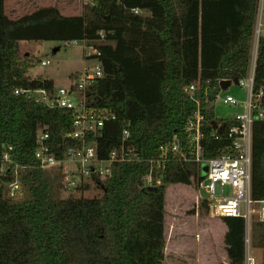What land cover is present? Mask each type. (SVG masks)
<instances>
[{
	"label": "trees",
	"instance_id": "trees-1",
	"mask_svg": "<svg viewBox=\"0 0 264 264\" xmlns=\"http://www.w3.org/2000/svg\"><path fill=\"white\" fill-rule=\"evenodd\" d=\"M258 0H93L80 16H64L46 7L11 20L0 0V156L12 148L15 160L34 166L23 175L28 198H4L0 187V264H164L166 259V189L202 181L194 162L165 165L157 191L143 192V177L162 144L178 138L185 151V125L196 103L185 89L196 83V98L206 116L205 157H216L228 145L214 141L212 104L224 92L220 83L246 77L251 59ZM132 9L147 14L135 15ZM105 37H100V32ZM86 42L98 50L105 76L84 92L86 106L110 110L96 141L100 158L123 144L139 153L140 162L115 164L112 174L86 185L93 198H60L57 178L39 169L34 159L40 127L61 157L80 143L69 135V113L52 109L16 90L56 87L51 79L28 77L33 63L20 55V42ZM264 89V36L260 39L255 91ZM264 104V98H263ZM130 132L123 141V132ZM224 137V136H223ZM222 137V138H223ZM63 141V150L56 146ZM59 177V176H57ZM252 192L264 199V121L254 124ZM203 206H207L204 201ZM241 245L236 264L240 263ZM252 241L264 259V223L252 225ZM264 264V263H263Z\"/></svg>",
	"mask_w": 264,
	"mask_h": 264
},
{
	"label": "built area",
	"instance_id": "built-area-1",
	"mask_svg": "<svg viewBox=\"0 0 264 264\" xmlns=\"http://www.w3.org/2000/svg\"><path fill=\"white\" fill-rule=\"evenodd\" d=\"M135 15H145L141 9H132ZM264 36V0H258L254 24L250 66L246 77L238 80V87L245 92L246 99L241 101L237 96L227 91L217 96L212 103L218 101L228 107H243V112L233 118L221 134L217 129L211 135L214 141L225 139L228 145L213 158L205 157V141L208 138L204 131L206 116L202 112L201 103L196 98V83L188 86L185 91L196 103V111L185 125L187 135V150L181 141L175 138L164 143L159 148V155L150 160V171L143 177L145 188L157 187L162 182L165 165L171 161L194 162L200 170L202 165H208L207 174L200 183L204 193L203 200L207 202L214 216L220 219H239L244 224L242 237V254L239 264H263V253L257 256L252 241V225L254 222L264 223V199H255L252 192L253 135L254 124L264 121V89L255 91L256 64L260 39ZM103 39L105 33L100 32ZM76 43V42H75ZM94 52H88L87 57L96 59L97 64L82 72L71 86L58 87L50 94L45 89L16 90V95H24L36 103L44 104L52 109H61L70 114L73 120V130L69 137L80 143L79 147H68L63 150V141L56 143L63 150L61 157L57 156L50 145L49 133L42 127L37 131L34 159L39 163V169L61 180L63 191L83 190L95 180H103L112 174L115 164L140 162L139 153L123 144L109 153L107 159H102L98 153L96 141H90L89 134L99 135V132L116 116L110 110L91 109L86 106L84 92L86 87L97 79L105 76L102 63L98 58V50L89 47ZM97 52H96V51ZM51 64L42 60V66ZM223 125V124H218ZM224 136V137H223ZM223 137V138H222ZM130 132H123V141L129 140ZM12 148H6L0 156V187H3L4 198L12 201L22 199L25 185L23 175L33 170L30 164H21L15 160ZM202 175V174H201ZM59 176V177H57Z\"/></svg>",
	"mask_w": 264,
	"mask_h": 264
},
{
	"label": "rangeland",
	"instance_id": "rangeland-1",
	"mask_svg": "<svg viewBox=\"0 0 264 264\" xmlns=\"http://www.w3.org/2000/svg\"><path fill=\"white\" fill-rule=\"evenodd\" d=\"M93 0H5V13L11 20L20 19L46 7H57L65 14H83L86 5ZM86 42H20V55L33 63L28 71L31 79L43 77L55 80L56 88L71 86L86 69L97 64L96 59L87 57L94 52ZM56 50V52H55ZM96 51V50H95ZM97 52V51H96ZM42 60L51 64L42 66ZM227 93L237 96L241 101L246 94L238 86L232 85ZM243 112V107H228L218 101L216 116L220 119L233 118ZM208 172V165H202L201 176ZM55 188L60 198H93L100 191L91 187L89 191H63L61 180L56 179ZM166 259L164 264H236L239 256L242 228L240 222L220 219L211 209L203 206L204 193L200 184L186 186L170 185L166 189ZM24 189L22 198H28ZM257 256L262 251L256 250Z\"/></svg>",
	"mask_w": 264,
	"mask_h": 264
},
{
	"label": "water",
	"instance_id": "water-1",
	"mask_svg": "<svg viewBox=\"0 0 264 264\" xmlns=\"http://www.w3.org/2000/svg\"><path fill=\"white\" fill-rule=\"evenodd\" d=\"M55 52H56V50H55ZM232 84L233 85H238V79H235L233 81H230V80L221 81L220 87H221V89L223 91H227V89H229ZM213 127L215 129H217L219 134H221L223 132V130H224L225 125L223 124V125L219 126L217 122H214L213 123ZM58 143H61V139L60 138L58 139ZM158 189H159V187H148V188L143 189V192H146V193L147 192H154V191H157Z\"/></svg>",
	"mask_w": 264,
	"mask_h": 264
},
{
	"label": "crops",
	"instance_id": "crops-1",
	"mask_svg": "<svg viewBox=\"0 0 264 264\" xmlns=\"http://www.w3.org/2000/svg\"><path fill=\"white\" fill-rule=\"evenodd\" d=\"M64 11H65V10H63L62 8H60V12H61V14L64 15V16H80V15H82V14H74V15H73V14H65L66 11H65V12H64ZM53 81H55V80L53 79ZM232 85H233V84H232ZM232 85H231V86H232ZM231 86H230V87H231ZM236 86H237V85H236Z\"/></svg>",
	"mask_w": 264,
	"mask_h": 264
}]
</instances>
